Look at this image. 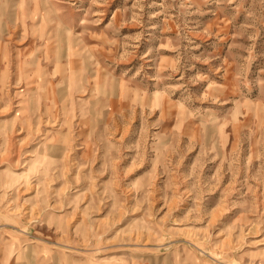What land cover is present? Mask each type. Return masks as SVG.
Listing matches in <instances>:
<instances>
[{
    "label": "rangeland",
    "instance_id": "obj_1",
    "mask_svg": "<svg viewBox=\"0 0 264 264\" xmlns=\"http://www.w3.org/2000/svg\"><path fill=\"white\" fill-rule=\"evenodd\" d=\"M0 264H264V0H0Z\"/></svg>",
    "mask_w": 264,
    "mask_h": 264
}]
</instances>
